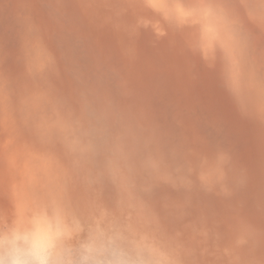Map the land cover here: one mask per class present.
Listing matches in <instances>:
<instances>
[{"label":"clouds","instance_id":"9594fccd","mask_svg":"<svg viewBox=\"0 0 264 264\" xmlns=\"http://www.w3.org/2000/svg\"><path fill=\"white\" fill-rule=\"evenodd\" d=\"M0 264H264V0H0Z\"/></svg>","mask_w":264,"mask_h":264},{"label":"rangeland","instance_id":"374dc122","mask_svg":"<svg viewBox=\"0 0 264 264\" xmlns=\"http://www.w3.org/2000/svg\"><path fill=\"white\" fill-rule=\"evenodd\" d=\"M6 22V21H5ZM9 68L14 70L15 65L11 62L9 63ZM203 94L206 98L210 99L211 106L218 110L223 114L225 121L227 122L229 128L232 129H239L240 134L238 137V152L240 158L245 161L249 162L254 159V152L252 151L251 144L249 143V136L250 132L247 126L241 125L236 118L234 117L231 109L228 105L227 100L223 97L220 90L215 86L214 82L212 81L211 77L206 79L204 88L202 89ZM162 107V105H158V108Z\"/></svg>","mask_w":264,"mask_h":264}]
</instances>
